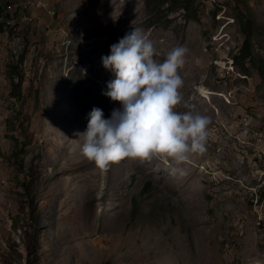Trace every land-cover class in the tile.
<instances>
[{
    "label": "rangeland",
    "instance_id": "1",
    "mask_svg": "<svg viewBox=\"0 0 264 264\" xmlns=\"http://www.w3.org/2000/svg\"><path fill=\"white\" fill-rule=\"evenodd\" d=\"M41 2L0 0V264H264V0ZM135 28L187 49L206 150L105 171L79 134L120 109L101 58Z\"/></svg>",
    "mask_w": 264,
    "mask_h": 264
},
{
    "label": "clouds",
    "instance_id": "2",
    "mask_svg": "<svg viewBox=\"0 0 264 264\" xmlns=\"http://www.w3.org/2000/svg\"><path fill=\"white\" fill-rule=\"evenodd\" d=\"M186 53V48L177 46L162 62L157 61L153 42L141 28L132 29L110 47V54L101 60L114 79L104 95L121 107L107 119L101 109L91 110L87 129L79 134L84 158L106 171L110 164L126 158L159 156L180 164L206 150L209 118L177 111L184 84L178 70L184 66Z\"/></svg>",
    "mask_w": 264,
    "mask_h": 264
},
{
    "label": "trees",
    "instance_id": "3",
    "mask_svg": "<svg viewBox=\"0 0 264 264\" xmlns=\"http://www.w3.org/2000/svg\"><path fill=\"white\" fill-rule=\"evenodd\" d=\"M178 2V0H173V5H174V8H184L182 5H183V3H181L182 5H180V6H178L177 7V5H176V3ZM176 6V7H175ZM248 48V39L245 41V43H244V46H243V52H244V50L245 51H247L246 49ZM245 53V52H244ZM12 69H14V71H16V68H15V66L13 65L12 66ZM13 75H14V73H13Z\"/></svg>",
    "mask_w": 264,
    "mask_h": 264
},
{
    "label": "crops",
    "instance_id": "4",
    "mask_svg": "<svg viewBox=\"0 0 264 264\" xmlns=\"http://www.w3.org/2000/svg\"><path fill=\"white\" fill-rule=\"evenodd\" d=\"M7 47L8 46H6L5 48L4 47H2L1 45H0V53L2 54V58L0 59V61H3L4 62V59L6 58V50H7ZM9 48H10V46H9ZM9 53H10V51H9Z\"/></svg>",
    "mask_w": 264,
    "mask_h": 264
},
{
    "label": "built area",
    "instance_id": "5",
    "mask_svg": "<svg viewBox=\"0 0 264 264\" xmlns=\"http://www.w3.org/2000/svg\"><path fill=\"white\" fill-rule=\"evenodd\" d=\"M39 8H45V6H44V4L41 2V0H40V6H39ZM47 12H50V10H47Z\"/></svg>",
    "mask_w": 264,
    "mask_h": 264
},
{
    "label": "bare ground",
    "instance_id": "6",
    "mask_svg": "<svg viewBox=\"0 0 264 264\" xmlns=\"http://www.w3.org/2000/svg\"><path fill=\"white\" fill-rule=\"evenodd\" d=\"M40 6V5H39Z\"/></svg>",
    "mask_w": 264,
    "mask_h": 264
}]
</instances>
